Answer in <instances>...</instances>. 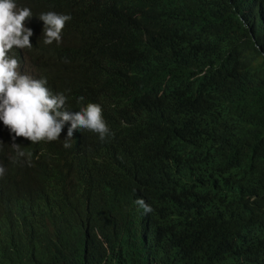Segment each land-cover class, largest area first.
I'll list each match as a JSON object with an SVG mask.
<instances>
[{
    "label": "clouds",
    "instance_id": "obj_1",
    "mask_svg": "<svg viewBox=\"0 0 264 264\" xmlns=\"http://www.w3.org/2000/svg\"><path fill=\"white\" fill-rule=\"evenodd\" d=\"M27 7L0 0V146L10 137L9 155L29 164L40 186H55L59 172L83 192L110 173L122 195L112 236L94 235L88 225L85 240L72 246L57 237L43 196L18 188L0 162V197L15 207L0 221L28 232L21 248L35 242L63 264H264V118L241 121L237 85L212 65L176 67L171 58L199 41L200 21L147 12L124 17L122 32L134 48L120 49L105 83L73 103L22 62L33 48ZM67 12L79 14L74 7L39 15L45 45L61 42L72 19ZM251 55L254 66L264 60L263 51ZM212 116L218 130L208 147ZM74 221L66 212L63 225Z\"/></svg>",
    "mask_w": 264,
    "mask_h": 264
},
{
    "label": "trees",
    "instance_id": "obj_2",
    "mask_svg": "<svg viewBox=\"0 0 264 264\" xmlns=\"http://www.w3.org/2000/svg\"><path fill=\"white\" fill-rule=\"evenodd\" d=\"M251 1L15 0L20 7L29 6L27 8L33 14L25 21V27L33 31L30 37L33 48H27L28 55L21 54L20 57L24 65L28 60V68L35 74L34 78L47 80L46 87L52 93L67 94L76 103L87 87L97 90L105 83L120 49L134 48L135 45L122 32L124 17L132 18L147 12L152 16L195 18L202 24L201 37L198 42L170 53L174 66L204 69L212 65L213 72L225 75L237 85L239 101L245 107L241 121L258 115L264 118V60L259 59L258 65L254 66L251 55L252 52H264V0ZM247 2L250 7L241 11L240 6ZM74 7L79 14L67 12L72 19L62 30L61 42L45 45L42 38L44 24L39 15ZM238 13L242 14V19L237 17ZM234 114L230 112L229 116L234 117ZM218 119V116H212L205 128L208 147L212 144V133L218 130ZM78 137L86 142L91 135ZM21 139V150L25 153L28 143H23L25 138ZM12 144L8 137L0 146V162L5 170L13 173L18 188L33 189L43 196L45 212L54 214L53 222L57 225L55 232L59 239L76 246L85 240L88 225L94 235L99 232L107 239L112 236L109 224L122 195L116 174L109 173L103 179L92 181L85 191L77 192L81 189L75 186L74 181L58 172L55 186L43 187L27 174L20 157L9 155ZM66 212L75 214L74 223L63 225ZM13 213V202L0 197V216ZM7 224L0 221V264H63L35 242H29L23 250L21 244L27 240L28 232H15L5 228Z\"/></svg>",
    "mask_w": 264,
    "mask_h": 264
},
{
    "label": "bare ground",
    "instance_id": "obj_3",
    "mask_svg": "<svg viewBox=\"0 0 264 264\" xmlns=\"http://www.w3.org/2000/svg\"><path fill=\"white\" fill-rule=\"evenodd\" d=\"M251 2H253V0L251 1ZM251 2H249V3H251ZM254 9H255V6H254ZM258 11V10H257ZM256 11V12H257ZM255 13V11L253 12V14ZM257 13H259V12H257ZM260 14V13H259ZM258 14V15H259ZM252 15V14H251ZM261 15V14H260ZM263 18V17H262ZM67 124H70V123H67ZM35 150H39V149H37V148H35ZM23 167L25 168V171L27 172V174L30 176V177H33L34 175H35V172H34V170H33V168L29 165V164H23ZM88 168H85V170H87ZM84 171V170H83ZM97 172V170L96 169H93V171L92 172H89V173H87V174H85V175H83V176H81V178H88V177H92L95 173ZM23 201H25V199L24 200H22V202ZM29 205V203L28 204H26V205H24V206H21L22 208H24V209H27V206ZM35 206H31V208L29 209V210H31V209H33ZM21 209V208H20Z\"/></svg>",
    "mask_w": 264,
    "mask_h": 264
}]
</instances>
